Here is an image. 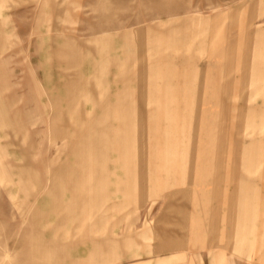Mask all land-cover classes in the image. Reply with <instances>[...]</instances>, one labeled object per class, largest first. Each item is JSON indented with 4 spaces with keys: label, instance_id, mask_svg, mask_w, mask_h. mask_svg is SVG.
<instances>
[{
    "label": "rangeland",
    "instance_id": "rangeland-1",
    "mask_svg": "<svg viewBox=\"0 0 264 264\" xmlns=\"http://www.w3.org/2000/svg\"><path fill=\"white\" fill-rule=\"evenodd\" d=\"M262 39L264 0H0V264H264V94L251 67ZM156 41L163 54L194 56L173 67L197 73L194 86L179 83V101L196 95V106L179 109L168 138L165 100L152 90V63H164L152 59ZM198 132L211 152L200 158ZM168 142L172 159L150 157ZM74 164L81 203L97 199L96 171L109 182L93 232L59 228L62 208L47 193L53 181L65 199L59 177ZM243 176H255L261 218L239 249ZM189 188L210 200H188Z\"/></svg>",
    "mask_w": 264,
    "mask_h": 264
},
{
    "label": "crops",
    "instance_id": "crops-1",
    "mask_svg": "<svg viewBox=\"0 0 264 264\" xmlns=\"http://www.w3.org/2000/svg\"><path fill=\"white\" fill-rule=\"evenodd\" d=\"M125 37L126 36H124V35L122 36V38L126 42ZM105 40H106V37H103L101 39L102 42H104ZM206 41L207 40H205L204 43H206ZM155 44H156V46L152 45V59L156 58L157 62L162 60L164 63H157V64L152 63V90H153V97L155 99L161 98V99L165 100L163 105H165V109H166L165 111H166V115H167V138H168L169 129L171 128L170 126L172 124L177 123V122L179 123L180 115H181L179 112V109L180 108H184V109L194 108L196 106V102H193L192 100H195L197 97L196 95H192V94L187 95V96L184 95L185 98H187L191 101L188 103L185 102L183 104L179 101V98H180L179 92L183 88V84L179 85V83H181L184 79L183 77H186L187 75H184V73H179L177 70V67H173V65L178 60H183L184 62L186 61L189 63V61L194 60L195 57L192 55H188V56H183V58H182L179 56L167 54L168 52H164L166 54H163L161 51V47H159L160 42L156 41ZM258 44L259 45L257 47V52H255V55H254L255 62L251 66L252 67V73L255 74V78L252 81L253 82L252 84L254 87V91L257 94H259V93L264 94V39H262L261 42H259ZM121 66H122V63L120 65V67ZM223 70H224V68L221 69V73H223ZM190 74L187 76V77H189V81L187 83H190V84L192 83V85L194 86L197 73L193 72L191 75ZM180 79H182V80H180ZM173 82H174V84H173ZM192 85H191V89L193 87ZM222 87H223L222 91H223V89L224 90L227 89V87H225V86H222ZM184 89H185V87H184ZM254 118H255V115H252V118H250L248 120L247 128L248 127L250 128V126H252L255 123ZM189 119H190V121H192V119H193L192 113H191ZM206 119H208V118H206ZM260 122L261 123L264 122V111H262L260 113ZM168 127H170V128H168ZM199 130H200V128H199ZM198 133L199 134H198L197 140L194 143V146L196 149L193 152H191V155L200 158L204 155L211 154V152L210 151H207V152L204 151V149L202 148V147H204V143L202 142L201 132H198ZM188 145H190V142ZM166 146H167L166 154H164V155H152L150 157H154L155 160L165 159V160L169 161L170 159H172L171 157H174L177 154V152L173 148V146L172 147L169 146V142L166 144ZM252 152H253V149H249L248 147L247 148L245 147L243 152H242V157L244 158V163H245L244 164L245 170H252V166H251L252 162L257 159V156H260V157L264 156V153H263L264 151L262 153H258L257 156L253 155ZM142 157L144 159L143 155H142ZM76 158H77V163H78L79 159H78V157H76ZM201 167L203 168V165L199 164L198 161L196 162V164L194 163V168L196 169V172H198V173H196V175H194V178L200 179L202 177L201 173H199ZM77 168H79L78 165L74 164V165H72L73 170L71 172L63 173V176L59 177V179H62V181H61L62 192H63V190L65 191L64 192L65 199H63V198L60 199V195L62 193H61V191H60V193L56 192V188L54 185L55 183H53V181L51 182L47 193H49V195H50L49 200H51L53 202V205H52L53 211L57 212V209L59 206L62 208V213H61V218H60L61 222H60L59 228L65 229L66 225L69 222H77V231L79 230L80 232L81 231L93 232L94 227H97V225L100 222H102L103 219L106 218L105 212H101L102 209H100L99 212H97V214L94 216H92V211H93V209L99 208L100 206L105 204L107 202V200H109L110 197H107V190H106L108 185H109V182H107V180L105 179L103 172L96 171L97 176L95 178L98 179V182H97V190H98L97 199H95V201L92 203L91 207L89 204L86 203L87 199H85V200H83V203H85V205H84L83 203L80 202V198H78L79 197L78 196L79 195L78 187L80 186V179H82L83 177L80 176V171L76 170ZM157 168L162 169V170L173 169V168L166 166V165L158 166ZM252 177H255V176H251V177L243 176L242 178L249 179V180H246L243 182L241 181V183L239 184L240 190L238 192V201H237V206H238L237 220H238V222L236 224V229L234 231L235 237L237 238V247L239 249H242L244 247V245L248 242V238H249L250 233H251V235H255V237L258 236L259 224L257 223V220L259 219L260 216L258 215L257 212H255L254 205L257 204L258 202H260V198H259L257 192L255 190L251 189V188L256 186L254 183H252L250 181V179H252ZM54 178H56V177L53 176L52 180ZM150 179L151 178H148V180L145 179V181L142 185L143 186L150 185V183H149ZM199 182H200V180H199ZM124 183H125V187H127L128 182H124ZM133 184H135V183L132 182V185ZM199 185H201V183ZM190 188L184 192L185 197L188 200H192L194 202H199V200H210L211 196H207L206 195L207 192H204L203 190H201L197 194V192L195 190H191ZM126 190H127V188L123 192L125 194L126 199H128V196H130L129 194H131V192L129 194H127ZM12 197H14V196H12ZM60 202H61V204H60ZM82 204H83V206H82ZM86 211H88L87 216L84 215L86 213ZM38 215L41 216L40 213ZM189 219L192 220L190 226L193 229V232H195V228L198 226V221H197L198 219H197V217H192V216ZM87 220L90 221V224H91V226L89 228L86 227ZM262 227H263V230H262V234H261L260 238H264V222H263ZM79 231H78V233H80ZM59 237L60 238H67L68 235L65 234V232H64V234H62ZM262 240L264 241V239H262ZM38 251H39L38 252V254H39L41 251H44V248L39 247ZM47 256H48V259L52 258L51 254H48ZM39 260H40V257H38V261L36 264H43Z\"/></svg>",
    "mask_w": 264,
    "mask_h": 264
}]
</instances>
